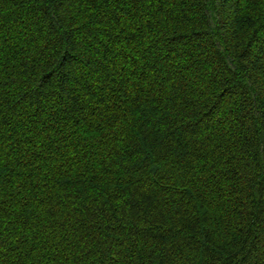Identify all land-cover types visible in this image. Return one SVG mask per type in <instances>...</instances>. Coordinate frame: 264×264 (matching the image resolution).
<instances>
[{
  "label": "trees",
  "instance_id": "obj_1",
  "mask_svg": "<svg viewBox=\"0 0 264 264\" xmlns=\"http://www.w3.org/2000/svg\"><path fill=\"white\" fill-rule=\"evenodd\" d=\"M0 264H264V0H0Z\"/></svg>",
  "mask_w": 264,
  "mask_h": 264
}]
</instances>
